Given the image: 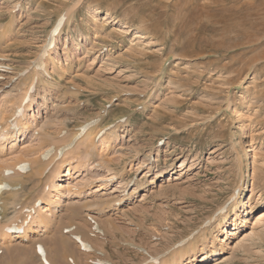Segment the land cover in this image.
<instances>
[{
  "label": "rangeland",
  "instance_id": "rangeland-1",
  "mask_svg": "<svg viewBox=\"0 0 264 264\" xmlns=\"http://www.w3.org/2000/svg\"><path fill=\"white\" fill-rule=\"evenodd\" d=\"M9 122L19 133L0 137V264H176L190 243L225 238L235 212L249 218L240 234L193 263L264 264V0H0ZM55 185L47 221L8 233Z\"/></svg>",
  "mask_w": 264,
  "mask_h": 264
},
{
  "label": "bare ground",
  "instance_id": "bare-ground-1",
  "mask_svg": "<svg viewBox=\"0 0 264 264\" xmlns=\"http://www.w3.org/2000/svg\"><path fill=\"white\" fill-rule=\"evenodd\" d=\"M61 40L59 39V41L57 43L54 44V46L56 47V50L59 49V45H60ZM46 86H41L38 88V91L40 92H45L46 91ZM13 122H9L8 124H2L0 123V137L2 135H5V138H16L18 136L19 133V129L17 130H13L11 131V128L13 126ZM83 127V126H82ZM82 127L80 128V131H78L75 136L73 138H77L79 137L83 130ZM243 129H246V126H243ZM67 147V146H65ZM64 147V148H65ZM60 151V150H59ZM254 157V155H253ZM62 167H66L68 170L71 169L72 165L70 163L64 164L61 163V165H59V168ZM168 172L167 171H161L157 173V176L159 178L165 177L166 174ZM60 175V170L57 173ZM139 189L136 192L139 191H143L146 190L147 187L145 185H139L136 190ZM10 194H15L16 193V187L14 188H10L9 189ZM62 192L60 191V186L55 185L54 187V192L53 193H49L48 196L45 197V201L43 203V205L40 207L39 211V215L36 218L30 219L29 221H23L19 224H17V226L21 227V226H25V232L23 234H19L21 235L22 238H26V230L29 229L31 230L34 226H42L46 221H47V215L49 213L50 210H52L54 207L53 206H57L60 204L61 200H62ZM122 203V202H121ZM1 212H0V216H1ZM231 221L234 224V228L233 230H229L226 231L225 233L227 234L225 236V238L223 237H212L209 238L208 240H205L204 242V247L199 250L198 246L195 243H190L188 245V248L186 249H182L179 250L177 256H176V264H194L193 262L197 260V258H195L198 254L199 251H201V260L200 262H205L206 260H209L212 255H216L218 254L219 251V247L222 246L226 241L230 240L231 237H234L235 235H239L241 230L243 229L244 226L247 225V223L249 222V218L247 216H242L241 212H235L234 215L231 217Z\"/></svg>",
  "mask_w": 264,
  "mask_h": 264
},
{
  "label": "snow or ice",
  "instance_id": "snow-or-ice-1",
  "mask_svg": "<svg viewBox=\"0 0 264 264\" xmlns=\"http://www.w3.org/2000/svg\"><path fill=\"white\" fill-rule=\"evenodd\" d=\"M38 250L41 251V252L43 251L42 249H38Z\"/></svg>",
  "mask_w": 264,
  "mask_h": 264
}]
</instances>
